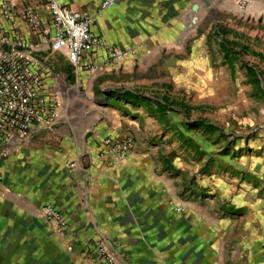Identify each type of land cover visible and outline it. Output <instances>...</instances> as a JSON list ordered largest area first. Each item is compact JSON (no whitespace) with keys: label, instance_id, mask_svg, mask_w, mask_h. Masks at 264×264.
<instances>
[{"label":"crops","instance_id":"obj_1","mask_svg":"<svg viewBox=\"0 0 264 264\" xmlns=\"http://www.w3.org/2000/svg\"><path fill=\"white\" fill-rule=\"evenodd\" d=\"M12 1L14 21L0 18L4 34L29 44L25 52L46 66V94L58 108L51 126L12 145L0 162V264H102L101 239L119 264H264V160L244 161L235 180L183 194V182L165 166L179 169L147 141L154 134L148 120L180 111L183 102L143 93L154 78L181 86L182 70L193 81L203 70L204 58L186 44L195 6L222 2L252 18L263 15L262 6L242 13L234 0H117L103 10L104 0H61L97 17L92 30L106 46L130 52L115 63L99 51L98 69L78 73L66 53L51 49L44 1ZM29 10L38 14L36 25L23 19ZM204 56L212 62L208 47ZM107 137L134 140L123 163L100 156ZM48 205L65 215L66 231L45 221Z\"/></svg>","mask_w":264,"mask_h":264},{"label":"rangeland","instance_id":"obj_2","mask_svg":"<svg viewBox=\"0 0 264 264\" xmlns=\"http://www.w3.org/2000/svg\"><path fill=\"white\" fill-rule=\"evenodd\" d=\"M199 8L186 44L197 49L199 59H205L208 47L212 62L206 65L203 59L196 81L182 70L181 86L171 77L169 82L154 78L158 81L143 88L152 98L179 97L190 108L148 120L154 134L147 140L159 147V160L179 169L174 173L171 164L164 165L183 182L182 193L187 196L200 185L237 179L242 174L238 166L246 160H264V13L256 18L240 16L222 2ZM227 41L231 45L225 53ZM99 259L105 264L100 255Z\"/></svg>","mask_w":264,"mask_h":264},{"label":"built area","instance_id":"obj_3","mask_svg":"<svg viewBox=\"0 0 264 264\" xmlns=\"http://www.w3.org/2000/svg\"><path fill=\"white\" fill-rule=\"evenodd\" d=\"M43 1L52 33L51 49L66 53L78 73L98 69L96 54L99 51L106 52V62L122 63L130 57L129 51L106 46L93 33L96 16L69 7L61 0ZM116 3L117 0H104L102 9L112 8ZM233 3L236 10L242 13L258 4L264 10V0H234ZM14 9L12 0H0V18L13 22ZM23 19L36 25L38 14L29 10L24 13ZM29 48L30 45L23 41L10 42L0 21V162L9 157L12 145L29 140L35 130L51 126L57 117L58 104L51 102L46 94L44 75L47 68L25 52ZM134 147L132 138L117 140L107 137L102 142L100 156L113 166L119 165ZM41 214L55 232L67 230L68 220L56 207L48 205L41 210ZM96 247L105 264H116L115 255L105 239L99 240Z\"/></svg>","mask_w":264,"mask_h":264},{"label":"trees","instance_id":"obj_4","mask_svg":"<svg viewBox=\"0 0 264 264\" xmlns=\"http://www.w3.org/2000/svg\"><path fill=\"white\" fill-rule=\"evenodd\" d=\"M227 45H231L230 42L227 41V43H224V50H225V53H226V50L228 49V46ZM235 46H238V44L236 43ZM234 46V47H235ZM245 47V46H244ZM151 105V104H150ZM162 106H165V107H169V106H174L173 104H169L168 102L164 101L162 104ZM182 108H184L185 110L187 111H190V108L189 106L186 104V103H182ZM152 107V105L150 106Z\"/></svg>","mask_w":264,"mask_h":264},{"label":"water","instance_id":"obj_5","mask_svg":"<svg viewBox=\"0 0 264 264\" xmlns=\"http://www.w3.org/2000/svg\"><path fill=\"white\" fill-rule=\"evenodd\" d=\"M205 4L208 6V7H210V3L209 2H205ZM196 7V9L199 7V5H197V6H195ZM194 22H196V20H194Z\"/></svg>","mask_w":264,"mask_h":264}]
</instances>
